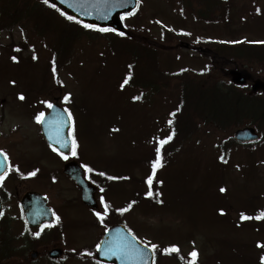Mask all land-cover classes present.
Listing matches in <instances>:
<instances>
[{
    "label": "rangeland",
    "instance_id": "rangeland-1",
    "mask_svg": "<svg viewBox=\"0 0 264 264\" xmlns=\"http://www.w3.org/2000/svg\"><path fill=\"white\" fill-rule=\"evenodd\" d=\"M30 1V9H37L34 3L41 4L40 0ZM139 1L138 15L123 21L130 27L128 31H142L139 36H149L159 47L162 53L160 75L165 71L170 75L183 70L190 75V80L196 77L194 83L203 86L206 78L218 74V58L214 65L213 60L200 55L198 46L194 45L198 37L264 41V0H230L231 21L227 25L202 23L182 10V6L194 8L195 1L181 0L183 4L180 0ZM160 24L186 32L189 39L183 44L162 41ZM81 39L72 61L64 63L59 72L63 89H58L48 70L51 54L45 51L41 41L30 39L28 31L20 26L0 33V149L8 152L12 162L38 158L43 152L49 159H56L57 155L39 142L37 128L29 124V118H36L43 108L42 101L35 99V95L52 101L66 92L75 104L69 106L74 111V156L85 168L104 171L114 178L108 182L96 179L92 173L90 177L103 185L105 202L113 209H129L121 213L120 219L143 244H155L160 252L177 247V255L184 264H190L186 259H192L193 251L197 253L195 264H261L264 247L257 245H264V220L255 217L264 212V119L258 132L263 139L262 147L252 152V147L233 146L221 162L218 159L222 154L220 156L217 146L236 129L254 127L247 116L231 128L229 134L201 127L194 141L184 145L186 140L182 135L174 143L180 142L177 150L170 152L171 145L165 150V167L155 171L149 186L147 180L153 172V162L151 166L150 163L155 143L167 134L168 112L178 102L174 87L180 81L160 76L150 83L159 88V93H144L150 96L149 100L135 103L132 98L139 95L138 88L130 91L120 86V78L125 73L122 64L110 60L102 45L92 47ZM184 44L189 48H184ZM13 48L16 63L9 58ZM177 56L179 60L173 61ZM171 62L174 65L170 69ZM236 67L264 81V64L242 60ZM228 81L229 78L223 80ZM21 94L25 99L19 101L17 96ZM10 133L15 134L11 137ZM247 152L254 155L249 158ZM53 169L60 177L47 192L52 206L63 210L60 217L75 226L67 232L71 238L59 242L65 255L60 264H91L82 251L89 250L98 241L102 229L95 225L90 211L79 203L78 191L61 178L62 163ZM29 186V183L25 186L14 182L11 188L21 195ZM221 188L225 191L221 192ZM64 202L70 203L69 206ZM16 203L17 200L11 198L7 206L12 209ZM241 214L252 218L242 220ZM18 225V222L13 224L20 231ZM19 231L15 233L20 234ZM155 264L180 262L174 256H160Z\"/></svg>",
    "mask_w": 264,
    "mask_h": 264
},
{
    "label": "trees",
    "instance_id": "trees-1",
    "mask_svg": "<svg viewBox=\"0 0 264 264\" xmlns=\"http://www.w3.org/2000/svg\"><path fill=\"white\" fill-rule=\"evenodd\" d=\"M195 1L194 8L188 11L194 14L196 9L202 10L206 0H190ZM30 0H0V31L7 30L15 25H20L25 29L26 24L22 21L30 20L34 24L32 33L41 41L47 51H50L52 60L56 64V70L63 68V64H68L76 51V45L83 36L77 35L80 26L64 17H54V24L50 27L53 12L45 9L46 6H39L34 3L37 9H30ZM231 3L228 0H218V9L210 10L208 13L211 19L207 20L213 24L225 23L230 15ZM40 8L42 12L38 9ZM46 15L47 19L41 18ZM42 27L39 29L38 27ZM36 28V29H35ZM144 31V30H143ZM148 32V30H146ZM85 38L90 40V45L103 44L104 51L110 60L119 62L124 69L123 79H128L126 87L130 89L138 88V90H150V82L153 78L157 79L163 74H159L158 55L161 52L159 47L153 43L149 36L142 35V31L132 33L128 31L124 35H116L109 33L102 35L98 32L88 33ZM187 39L180 34L166 33V42H182ZM103 41V42H102ZM204 49L203 57L211 61L215 65L218 58V74H211L206 78V82L201 86L196 84L193 77L191 80L186 73L178 77L177 80H183V86L180 85L175 91L183 98H178V102L173 109L169 136L172 149L170 152L177 150L179 143H176L181 136L189 144L195 138L197 131L201 127L210 126L215 130L228 133L231 128L238 125L240 120L248 117L258 131L261 129V121L264 119V96L259 97L256 94H247L245 91L233 86L230 83L223 82L227 78L228 69H237L236 66L242 60H249L264 64V43L255 44L242 41L240 43L230 44L227 42H209L200 43ZM218 55V57H216ZM172 66V65H170ZM154 73V76H153ZM167 77L176 80L174 76L166 73ZM206 75V74H205ZM217 76V77H216ZM200 77V76H199ZM220 78V80H218ZM185 80L188 83H185ZM222 80V81H221ZM183 89V91H182ZM247 119V118H246ZM258 123V124H257ZM182 132V133H181ZM228 143H232L230 139ZM177 146V147H175ZM169 152V153H170ZM259 216V215H258ZM260 221L264 219H259ZM156 257L159 253L155 252ZM176 261H180L177 254H172ZM185 260V259H184ZM187 261H192L187 258Z\"/></svg>",
    "mask_w": 264,
    "mask_h": 264
},
{
    "label": "flooded vegetation",
    "instance_id": "flooded-vegetation-1",
    "mask_svg": "<svg viewBox=\"0 0 264 264\" xmlns=\"http://www.w3.org/2000/svg\"><path fill=\"white\" fill-rule=\"evenodd\" d=\"M29 119V124L35 126L36 118ZM14 134L10 133V136L13 137ZM39 142L44 145L43 142ZM28 154L31 156V149H28ZM42 154L38 158L27 157L21 161L16 159L15 162L13 161L14 163L10 158L4 179L0 181V202L2 205L1 213L3 214L0 215V243L2 239L4 240V246H2L3 244L1 245L3 248L0 246V252L8 263L17 261L18 263L16 264H60L59 260H54L51 257V252L59 250L62 257H65L64 250L59 247V242L62 239H70L71 236H67V232L69 229L73 230V227L75 229L73 223L70 221L64 222L63 218H60L59 214L64 213L63 210L52 206L51 199L47 193L58 183L60 176L53 168L57 167L59 161L57 159H49L46 156L45 159ZM34 171L36 172L35 176L29 175ZM61 178L76 189L66 177L61 176ZM14 182L25 184V186L29 183L31 186L19 195L11 188ZM29 192H35L47 199L53 216L50 223H44L36 228L27 226L25 216L20 207V201ZM11 198L17 200L16 206L12 209L7 206ZM78 200L80 203L79 191ZM65 204L69 206L70 203ZM56 217H59V221H57ZM15 222L19 223L18 228H20V231L13 226ZM16 231H19L20 234H16ZM36 233H40V235L37 236Z\"/></svg>",
    "mask_w": 264,
    "mask_h": 264
},
{
    "label": "water",
    "instance_id": "water-1",
    "mask_svg": "<svg viewBox=\"0 0 264 264\" xmlns=\"http://www.w3.org/2000/svg\"><path fill=\"white\" fill-rule=\"evenodd\" d=\"M66 15L75 17V19L103 27H110L116 32L123 30V25L120 20L121 14H130L136 9V0H50ZM231 79L234 84L243 85L245 78L238 72L231 73ZM252 91L262 90L264 91V84L256 81L252 85ZM44 123H41V132L47 143L59 150L62 153H67L69 149V140L67 139V131L69 129V121L65 113L58 107H52L50 113L45 116ZM234 139L239 143H251L258 139L255 131L251 128H246L235 132ZM66 142V147H61V144ZM64 174H66L81 190V200L83 204L91 209L96 210L94 203V191L88 183L83 180L82 172L78 168L77 164L70 163L64 167ZM27 200H36L34 206L26 205L24 210L28 214L29 225L38 224L39 221L34 222L33 216L34 210L47 214L48 210L45 207L44 200H42L36 194H29ZM117 238H125L131 242L138 250L140 259L138 264H153V258L150 250L145 246L139 244L132 237H130L122 227H114L107 231L99 243V250L97 249L96 258L107 264H137L127 257L120 255H106V249L111 246Z\"/></svg>",
    "mask_w": 264,
    "mask_h": 264
},
{
    "label": "snow or ice",
    "instance_id": "snow-or-ice-1",
    "mask_svg": "<svg viewBox=\"0 0 264 264\" xmlns=\"http://www.w3.org/2000/svg\"><path fill=\"white\" fill-rule=\"evenodd\" d=\"M63 2H64V0H61V3H63ZM43 3L46 4V5H48L49 7H52V8H55L56 7V5L53 4V3H51L50 0H43ZM57 11H59V9H57ZM257 11L259 12V9H257ZM60 14L62 16H65V18L67 20H69V21H74L76 23H81V21L76 20L75 17L70 16V15H65L64 12H60ZM123 18L124 17H122V19ZM82 26L84 28L93 29V30H97V31H100V32L115 31L114 29H109V28H98L97 26L91 25V24H83ZM117 34L118 35H121V36L124 35V33H122V32L117 33ZM260 43H264V41H261ZM33 58L35 59L36 57H33ZM12 59L14 61H16L17 58L16 57H12ZM53 71H55V69H53ZM128 79H130V76L128 78H126L123 83L124 84H127L128 83ZM13 83H15V82L13 81ZM19 99L23 100V99H25V97L21 94L19 96ZM68 99H69V97L66 96L65 97V101H67ZM47 107L48 108H52L53 105L49 103L47 105ZM44 115L45 114L43 112L39 113V115H37V117H36V121L38 123H44V119H43L44 118ZM172 115H175V113H173ZM68 119L69 120L72 119V116H71V113L70 112L68 113ZM169 123H171V121H169ZM167 139L170 140L171 139V136H169ZM166 142H167V140H161L160 141V145L162 146ZM75 143H76L75 142V139H73V145H75ZM66 146H67L66 142L64 144H61V147H66ZM53 150L55 151L56 149H53ZM159 153H160V148H157V157L158 158H157L156 161L153 162V172H152V176H150L148 178V180H147V183L149 184V186H151V184H152V177L155 176V171H156L157 166H162L160 164ZM72 154L75 155V151H73ZM0 156H3L4 157V160L3 161H0V167H2L3 164H4V162L7 161L8 157L2 151H0ZM64 158L67 159L66 156ZM221 159L223 160V157H221ZM224 162H226V161H224ZM87 170L89 172L92 171L91 168H88ZM29 175L35 176L36 175V172L34 171V172L30 173ZM100 175H104V173H100ZM108 178L109 179H114L113 177H108ZM3 179H4V176L0 175V181H3ZM220 191L221 192H224L225 189L224 188H221ZM148 195L149 196L152 195L151 191H149ZM101 199L103 201V198H101ZM130 207H131V205H129V208ZM105 209L107 210V205H105ZM127 210H129V209L128 208L121 209L120 211L121 212H124V211H127ZM221 214H224L222 210H221ZM0 215H3V214L0 213ZM96 215L100 219L101 223H103L104 216L101 215L100 213H96ZM251 218L252 217H249V216H246L244 214H241V219L242 220L251 219ZM255 218L258 219V220L259 219H264V212H262L259 216L255 217ZM56 219H57V221H59V217H56ZM36 235L39 236L40 233H36ZM133 239H135L134 236H133ZM257 246L258 247H264V245H260V244H258ZM97 247H98V250H99V246H97ZM151 248H152L153 253H154L155 252V249L157 248V246L155 244H153V245H151ZM165 251L166 252H179V249L177 247H172L170 249H166ZM105 254L106 255H120L122 257H127V258H129V259H131L133 261H136L137 264H138V260L141 258L140 257V254H139L138 250L135 248V246L133 244H131V242L128 241L127 239H125V238H117L114 241V243L106 249V253ZM190 255L192 257V261L190 262V264H195V260H196V257H197V253L195 251H193L192 253H190ZM261 264H264V257H261Z\"/></svg>",
    "mask_w": 264,
    "mask_h": 264
}]
</instances>
